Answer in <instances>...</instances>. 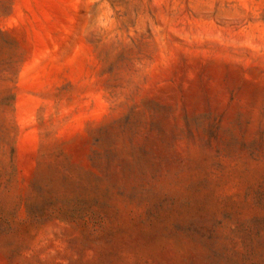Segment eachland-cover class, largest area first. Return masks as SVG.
I'll list each match as a JSON object with an SVG mask.
<instances>
[{
    "label": "rangeland",
    "instance_id": "obj_1",
    "mask_svg": "<svg viewBox=\"0 0 264 264\" xmlns=\"http://www.w3.org/2000/svg\"><path fill=\"white\" fill-rule=\"evenodd\" d=\"M0 264H264V0H0Z\"/></svg>",
    "mask_w": 264,
    "mask_h": 264
}]
</instances>
